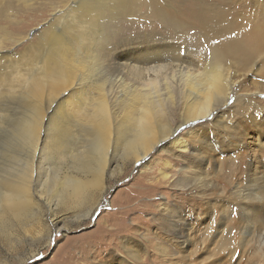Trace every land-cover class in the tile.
I'll use <instances>...</instances> for the list:
<instances>
[{
  "label": "bare ground",
  "instance_id": "obj_1",
  "mask_svg": "<svg viewBox=\"0 0 264 264\" xmlns=\"http://www.w3.org/2000/svg\"><path fill=\"white\" fill-rule=\"evenodd\" d=\"M45 1L48 4H42ZM37 4L38 10L40 5L47 6L42 10L52 14L28 42L25 54L10 58L0 47V134L10 135V160H0V229L12 222L30 231L40 212L37 197L49 208L79 209L85 204L79 218L88 216L92 210L87 211L88 205L104 190L107 176L113 177L117 168L122 171L128 161L142 165L152 151L166 146L185 153L190 141L204 152L214 153L223 139L237 151L246 149L238 155L237 160L244 161L238 164L229 191L242 201L240 221H255L245 229L240 246L256 241L264 231V162L260 165L258 158H264L259 155L264 152V102L256 100L259 95L254 93L255 98L248 94L245 102L236 105L244 112L246 124L252 126L249 133L236 119L227 127L218 120L226 103L237 96L240 83L234 69L237 65L225 63L237 59L247 64L255 51L264 53V21L242 28L228 16H220L207 39L209 55L202 60L155 30L136 37L123 29L127 18L140 19L139 11L149 8L145 19L182 39L184 26L162 9L160 0H56V4L52 0H0V11L27 12ZM200 20L197 23L203 31L206 27ZM8 34L0 39L20 43ZM124 72L131 79L117 78L115 73ZM107 84L117 85L122 94L107 99ZM178 112V123L172 125L169 116ZM207 122L215 126L217 137L206 127ZM183 126L186 130L179 133ZM245 137L256 149H248ZM194 155L201 156L197 160H207L201 152ZM163 165L170 166L168 162ZM160 172L150 187L168 183L169 174ZM211 187L209 183L207 188ZM173 207L170 203L161 206L162 228L168 240L184 245L191 236L190 216ZM208 217L211 227L207 232H213L210 239L220 232L221 244L227 242L228 236H222L220 230L227 217L212 213ZM111 226L99 234L102 241L127 230L119 225L112 231ZM104 242L99 249L107 248L109 243ZM90 245L78 246L82 264H95L86 263ZM260 257L264 264V255Z\"/></svg>",
  "mask_w": 264,
  "mask_h": 264
},
{
  "label": "rangeland",
  "instance_id": "obj_2",
  "mask_svg": "<svg viewBox=\"0 0 264 264\" xmlns=\"http://www.w3.org/2000/svg\"><path fill=\"white\" fill-rule=\"evenodd\" d=\"M52 2L56 4V0ZM160 2L162 9L176 16L184 26L182 39L156 21L148 17L145 19L151 12L149 8L139 11L140 19L127 18L123 23V29L127 28V31H124L128 32L127 34L142 37L155 30L154 32L158 35L161 33L165 39L183 47L182 49L187 53L199 56L202 60L209 55L211 47L207 39L220 16H228L242 28L251 23L264 21V0H160ZM38 4L27 12H12L11 8L0 11V36L3 37L9 33L8 35L13 39L20 40L19 44L14 45L0 39L1 49L8 51L7 55L10 58L13 56L16 59V55L25 54V47L29 41L36 38L39 26L43 24L45 26V22L50 19L52 13L42 10L47 6L40 5L38 10L36 8ZM42 4H48V1ZM191 13L193 15L189 17ZM198 19H201L207 30L201 31L197 23ZM146 22L149 23L146 24ZM263 54L255 51L247 64L237 59L236 61L228 60L225 63L233 67L237 65L239 69H234L238 73L237 77H240V83L237 96L226 103V111L218 120V123L222 121V127H227L236 119V123L246 126V133H249V127L252 129V126H248L242 118L244 112L237 110L236 105L245 102L248 94H252L251 97L258 94L256 100L264 102ZM241 66L243 67L240 68ZM115 74L117 78L123 75L122 77L131 79V75L127 77L126 72ZM105 94L107 99L111 100L122 94L121 88L107 84ZM179 113L181 112L169 116L172 125L178 123ZM261 125L264 128V123ZM206 127H209L211 134L217 135L218 132L212 122H207ZM184 130H186L185 126L180 127L179 133ZM9 137L8 134H0V160L7 158L10 160ZM245 139L248 149H256L249 137ZM184 141L188 142L185 137ZM219 144L220 148L217 152L206 153L190 141L188 152L185 151V153H175V150L166 146L152 151L142 165L128 161L123 170L119 171L118 163L114 164L113 167L117 168L115 175L107 176L104 190L92 204L88 205L87 211L92 210L83 218L79 217L85 211V204L79 209L56 208V206L49 208L44 200L37 197L40 202V212L38 220H33L35 222L32 223L30 231L12 222L0 229V264H82L83 262L81 263L78 258L81 253L78 246L90 242L92 245H90L86 263L93 261L95 264H117V262L122 264H260L263 262V257L260 255H264V231L260 232V237L256 241L240 246L239 240L244 235L245 229L255 221L250 218L240 221L239 209L243 205L242 201L229 191L234 173L239 170L237 166L244 161L237 160L238 155L241 150L246 149L242 147L240 151H237V148H233L223 139H219ZM195 151L201 152L207 160H197L196 158L201 156L196 157ZM261 154L264 152H259V155ZM258 158L260 165H263L264 158L261 156ZM164 162H168L170 166L165 167ZM261 169L264 170V167ZM160 170H165L169 174L168 183L150 187L152 178H158ZM209 183L212 184L210 189L207 188ZM167 203H170L172 207L175 206L173 207L175 211H180L184 216H190L188 221L191 222L192 227L189 229L191 236L187 244L181 245L174 239L170 241L165 237L160 208ZM120 206L127 210L123 211ZM117 209L122 210V213L115 214ZM210 213L217 218L227 217L220 227L221 235L228 236L224 244H221L219 240L220 232L214 239H210L213 233L211 229L207 232V229L211 227L208 217ZM119 225L127 230L119 232L118 237L106 239V242L101 240L99 234L106 226H111L108 229L113 231ZM102 242L109 243L107 248H98ZM258 242H261L260 246ZM216 243L219 245L216 246ZM132 255H136V258L134 259Z\"/></svg>",
  "mask_w": 264,
  "mask_h": 264
}]
</instances>
